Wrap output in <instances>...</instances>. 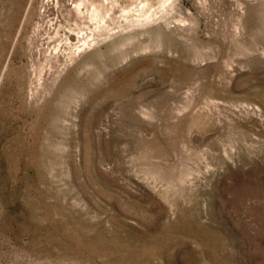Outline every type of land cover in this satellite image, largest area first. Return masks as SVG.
<instances>
[{
    "label": "rangeland",
    "instance_id": "rangeland-1",
    "mask_svg": "<svg viewBox=\"0 0 264 264\" xmlns=\"http://www.w3.org/2000/svg\"><path fill=\"white\" fill-rule=\"evenodd\" d=\"M0 264H264V0H0Z\"/></svg>",
    "mask_w": 264,
    "mask_h": 264
}]
</instances>
